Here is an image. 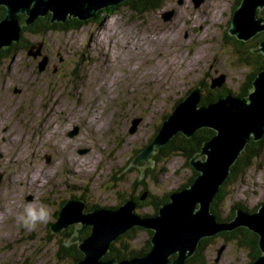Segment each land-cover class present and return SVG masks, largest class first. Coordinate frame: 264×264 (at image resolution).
I'll use <instances>...</instances> for the list:
<instances>
[{
  "label": "rangeland",
  "instance_id": "1",
  "mask_svg": "<svg viewBox=\"0 0 264 264\" xmlns=\"http://www.w3.org/2000/svg\"><path fill=\"white\" fill-rule=\"evenodd\" d=\"M160 4L137 12L126 3L74 30L29 31L24 37L36 44L37 58L17 52L0 66V264H74L58 251L65 235L49 231L58 205L71 195L85 198L86 211L87 206L118 207L130 196L139 198L146 187L151 197L137 199L135 213L147 217L154 215L151 200L191 178L179 154L140 167L141 183L136 166L122 171L190 89L199 85L203 95L202 85L224 73L223 86L237 95L256 59L243 61L239 44L226 33L238 0ZM171 9L174 14L164 18ZM255 37L259 44L264 31ZM252 38L240 46L243 56L249 55ZM43 59L48 62L39 70ZM75 127L78 132L68 134ZM260 141L249 167L229 179L227 197L217 205L219 217L239 206L253 212L264 203V135ZM72 162L85 169H73ZM25 204L46 207L47 223L32 230L21 226L17 215ZM135 234L131 248L145 247L149 232L139 228ZM114 245L121 247L119 241ZM204 246L205 262L186 264L251 262L250 250L237 240L218 236Z\"/></svg>",
  "mask_w": 264,
  "mask_h": 264
},
{
  "label": "water",
  "instance_id": "2",
  "mask_svg": "<svg viewBox=\"0 0 264 264\" xmlns=\"http://www.w3.org/2000/svg\"><path fill=\"white\" fill-rule=\"evenodd\" d=\"M122 1L0 0V5L5 8V15L0 20V50L17 42L22 27L30 25L38 17L50 14L51 22H64L71 17L88 20L95 18L100 9ZM193 1L199 5L203 0ZM263 7L264 0H241L232 15L228 33L241 41H247L264 31V16H257V9ZM20 14L26 16L23 22H20ZM172 15L170 10L164 14V18ZM35 45H30L27 54L37 58L39 52L33 50ZM253 50L264 55V38ZM45 63L46 59L39 62L38 69L42 70ZM224 80L225 74H219L218 78L212 79L211 87H221ZM201 96L200 86L193 87L161 122L153 140L122 171L139 160L146 161L144 166L154 165L147 156L156 153L178 132L186 137L204 127L215 132L190 159L191 167L197 172L192 182L171 192L157 214L147 217L136 214L132 200L117 208L100 207L87 211H84V202L79 200H71L62 206L56 222L50 226L52 232L81 223V227L75 230L76 234L69 239L68 243H72L78 240L79 234L87 226L91 227V232L78 244L84 256L75 264H185L202 238L238 227H245L259 236L261 254L250 264H264V203L253 212L237 208L230 220H218L211 211L213 199L230 174L237 157L250 140L259 141L264 135V67L257 72L245 96L227 93L208 104L200 103ZM135 120L134 125L139 122ZM76 132L75 127L69 134ZM133 226L152 231L151 249L146 254L129 259H102L110 249V244Z\"/></svg>",
  "mask_w": 264,
  "mask_h": 264
},
{
  "label": "trees",
  "instance_id": "3",
  "mask_svg": "<svg viewBox=\"0 0 264 264\" xmlns=\"http://www.w3.org/2000/svg\"><path fill=\"white\" fill-rule=\"evenodd\" d=\"M160 1H162V0H127V2H121L117 5L100 9L97 12L95 18H91L88 20H79L78 18L71 17V18L65 19L64 22H51V15L50 14H47L44 17H38L30 25H28V26L24 25L22 27V30H21L22 35L21 36H22L23 40L22 39L21 40L23 41V48H21V50L18 53L27 52L30 45L33 44L32 42H29L24 37V34L28 33L29 31L31 33H34V34H42L48 30H59V31L74 30V29H78L81 25H83L84 23H86L88 21H91L93 19L96 20V18L99 19L101 13H105V12L111 13V11L113 12V10L120 8L121 6H123L126 3L131 5V8L134 11L142 12V11H146L149 9L160 8V6H161ZM240 2H241V0H238L237 6H239ZM235 10H236V7H234L233 13ZM262 14H264V9L262 11ZM4 15H5V8L2 7L0 10V17L3 18ZM25 18H26L25 14H20V21L23 22ZM227 32H228V30L226 31V33ZM233 38H235L233 43L239 44V45H236L235 48H236L237 52L241 54V59L243 61H245L246 63L249 64V62H251L250 59H256V62H252L253 71H251L246 82L244 83L245 86L243 85V87H241V90L237 94V96L242 97V96H245L248 94L249 89L252 86V82H253L254 77L256 76L257 72L264 67V56L262 55V53L252 52L251 49H250L249 55L243 56L242 55L243 52H241L239 48H240V46H243L246 41L244 42V41L237 39L236 37L230 36V39H233ZM255 39H257V37H255L254 39L253 38L251 39L252 43L249 46V48L251 46H253L254 44H255L254 45L255 47L258 46V40L255 41ZM260 39H263V37H261ZM17 45H18V43L14 42L9 47L3 48L2 51H0L1 56L3 57V55H5L8 57L10 55V52L13 50L12 54L9 56V59H12L15 55L14 53H16L20 49L17 47ZM249 48L246 49V51H245L246 53L248 52ZM255 66H258L257 69ZM202 92H203V95L201 97L200 103H206V104L213 102V101H216L220 97L225 96L227 93H232L229 88H227L223 85L221 87H211V82H210V85L209 84L202 85ZM160 125L157 127L155 133H153L149 142H151L153 140V138L155 137V135L159 131ZM214 133L215 132L212 129L206 128V127L195 130L194 133L190 137H186L182 132H178L166 144L161 146L159 148L158 152L153 154L152 156L155 158V160H158V159L163 160V159H165V158H167L173 154H179L182 157H184L185 165H187L191 169L192 175H191V178L185 184H183L179 187V189H180L181 187L189 185L197 174V172L194 171V169L190 165V159L194 156V154L196 152H198L200 150L202 143L205 140L209 139L212 135H214ZM260 142H261L260 140L259 141L250 140L248 142V144L246 145V148L242 151L241 155L238 156L236 162L231 166L230 174L225 179V181L222 183V185L219 187V190H218L217 194L215 195L213 202H212V206H211L212 213L219 220H220V217L218 216L217 205L223 203V201L227 197V194H225V191H226L225 188L229 183V179L232 178L236 174H242V172H244V170H246V168L249 167V165L251 164V160L253 159V157H255V155H257V153L259 151V149H258V147H256V145H258ZM139 150H141V148H139L136 151H139ZM131 158L128 160V162L126 163L125 166H127V164L129 162H131V160H132ZM125 166H124V168H125ZM124 168H123V170H124ZM146 171H148V169ZM142 181H143L142 179H140V180L138 179V183H141ZM144 189H146V187ZM149 195L151 196V194H149ZM137 199L139 200V198H136V200ZM143 201H145V200H143ZM167 201H168V194H165V196L162 197L161 199L152 200L151 203L153 204V207H154V213H157L161 203H164ZM59 209H57V211H59ZM235 209H237V208H235ZM235 209H234V211H230V213H231L230 218H233V216L235 214ZM65 229L63 230V234L65 235V237L67 236L66 237L67 241H64V242L62 241L59 243L58 251L61 254H66V256L73 258L74 259L73 261L75 264L76 261L83 258L84 254L78 248V244L76 246V243H73V245L76 246L74 249H72V246H70L71 244L70 245L68 244L69 239H70L69 237L72 236V233L76 229L75 226L70 225ZM137 229H139V227H132V228L127 229L123 234L119 235L110 244V248H111L110 250L111 251H109V253L106 257L107 258H114L116 260H123V259L132 258L134 256L146 254L151 249L150 237H149V239H147L145 247H142L141 249H134V248L132 249L130 246L131 241H133L136 237L135 232ZM145 230L147 232H149L150 236H151L152 231L148 230V229H145ZM50 233L52 235H54V234H57L59 232H52V230H50ZM215 235L222 236L226 240V242L232 241V240H237V242L240 246H242L244 248L247 247L250 250L251 262L253 260H255L261 254L260 248L258 246L259 236L256 233L248 230L245 227H238V228L231 230V231H223V232H219L217 234H214L213 236L202 238L200 240V243L196 247L194 254L185 262V264L187 262H190V261L194 262V263L195 262L196 263H204L205 262V256H206L205 250H207V248L204 245L208 241L212 240ZM123 238H125V240H123ZM116 241H119L121 243L120 248L115 247L114 244ZM172 257H174V256L172 255ZM250 263H247V264H250ZM112 264H114V263H112Z\"/></svg>",
  "mask_w": 264,
  "mask_h": 264
},
{
  "label": "flooded vegetation",
  "instance_id": "4",
  "mask_svg": "<svg viewBox=\"0 0 264 264\" xmlns=\"http://www.w3.org/2000/svg\"><path fill=\"white\" fill-rule=\"evenodd\" d=\"M3 6H1L0 5V10H1V8H2ZM171 10H173V9H171ZM174 14V13H173ZM2 19V17H0V20ZM20 22H22V21H20ZM22 32L20 33V38L18 39V41H17V43H18V45H17V47L18 48H20L17 52H19L20 50H21V48H23V38H22ZM22 39V40H21ZM34 44V43H33ZM32 45V44H31ZM258 47V46H257ZM253 48H255V46L254 47H250V49H251V51L252 52H254V50H253ZM3 49V48H2ZM2 49L0 50V51H2ZM13 51V50H12ZM12 51L10 52V55L12 54ZM16 52V53H17ZM250 52V51H249ZM9 55V56H10ZM9 56L7 57V56H5V55H3V57L1 56V53H0V66L2 65V66H4V65H6V64H9L8 62L9 61H11L12 59H9ZM47 60H48V58H47ZM46 60V61H47ZM7 61V62H6ZM48 62V61H47ZM252 62V61H251ZM77 128V127H76ZM74 129V128H73ZM72 131V130H71ZM77 132H78V130H77ZM76 132V133H77ZM75 133V134H76ZM69 134V133H68ZM149 143V142H148ZM141 149H143V148H141ZM86 150V149H85ZM79 152H82L83 150L82 149H80V150H78ZM158 152V151H157ZM156 152V153H157ZM152 154H155V153H151V154H149L148 156H147V159H151L150 157L152 156ZM136 156V151H135V153L131 156L132 158V160H133V158ZM152 160H153V163L156 161L155 160V158L152 156ZM131 160V161H132ZM145 160H139L135 165H131V166H136L135 168H138L141 164H142V166H143V168H148V167H153V165L152 166H144L145 165ZM130 163V162H129ZM129 163L127 164V165H129ZM130 168V167H129ZM140 170V169H139ZM147 170V169H146ZM145 170V171H146ZM147 172V171H146ZM141 174H140V176L138 177V179L140 180V179H142L141 177H142V175L144 174V171L142 170L141 172H140ZM144 176V175H143ZM150 194V193H149ZM148 194V191H145V189H144V191H142V192H140V199L141 200H145L146 199V196L148 197V196H150ZM151 197V196H150ZM30 199V198H29ZM71 200H76V201H83L84 202V200H85V198H82V196H70V198H67L66 200H64L62 203H61V205H58V207H60L61 206V208H62V206L65 204V203H67V202H69V201H71ZM129 200H132L134 203H135V208H134V212L136 211V206H137V201H136V198H134L133 196H130V197H128L127 199H125L120 205H122V204H124L126 201H129ZM152 201V200H151ZM151 201H150V203H151ZM165 203V202H164ZM84 204H85V202H84ZM161 204H163V203H161ZM119 205V206H120ZM118 206V207H119ZM58 207H57V209H58ZM100 207H103V206H93V207H90V206H87V209L89 210H92V209H94V208H100ZM60 208V209H61ZM113 208H117V207H113ZM60 209H59V211H60ZM86 209V207L84 208V210ZM59 211H57L56 210V212H55V219L58 217V212ZM87 211V210H86ZM137 214V213H136ZM154 215L155 214H157V213H153ZM230 212H227V215L225 216V217H223V218H221L220 217V220H230L231 218H230ZM57 215V216H56ZM141 216V215H140ZM144 217H146L145 215H143ZM148 216V215H147ZM152 216V215H151ZM218 219V218H217ZM219 220V219H218ZM81 224V223H80ZM71 225H74L75 226V228H79V223H75V224H71ZM51 224L49 225V231L51 230ZM68 226H70V225H68ZM67 226V227H68ZM67 227H64V228H61L59 231H57V232H59V233H61L62 235H64L63 234V230L65 229V228H67ZM133 227H138V226H133ZM87 228V229H86ZM85 229L87 230H83L80 234H79V236H78V240H76V241H74V242H72V243H68L70 246H72V249H74L76 246H77V244H79L80 243V241L82 240V239H84L90 232H91V228L89 227V226H87ZM132 228V227H131ZM139 228H141V227H139ZM66 230V229H65ZM76 230V229H75ZM90 231V232H89ZM65 233V232H64ZM73 234H76V231H74L73 233H72V235ZM87 234V235H86ZM150 234V233H149ZM152 235V234H151ZM220 237V235H215L213 238H215V237ZM67 237V236H66ZM151 237V236H150ZM69 238H71V236L69 237ZM65 241H67V238H65L64 239ZM73 243H76V246L75 245H73ZM111 249V248H110ZM108 250L105 254H104V257L102 258V259H114V258H107L106 256L108 255V253H109V251H111V250ZM62 255V254H61ZM174 258V257H173ZM73 259V258H72ZM171 259H172V257H171ZM217 259V258H216ZM74 260V259H73ZM218 260V259H217ZM216 260V261H217ZM77 262V261H76ZM75 262V263H76ZM115 264V263H114Z\"/></svg>",
  "mask_w": 264,
  "mask_h": 264
},
{
  "label": "clouds",
  "instance_id": "5",
  "mask_svg": "<svg viewBox=\"0 0 264 264\" xmlns=\"http://www.w3.org/2000/svg\"><path fill=\"white\" fill-rule=\"evenodd\" d=\"M49 215V210L42 204H25L22 212L17 215V220L21 226L32 230L37 223H47Z\"/></svg>",
  "mask_w": 264,
  "mask_h": 264
},
{
  "label": "bare ground",
  "instance_id": "6",
  "mask_svg": "<svg viewBox=\"0 0 264 264\" xmlns=\"http://www.w3.org/2000/svg\"><path fill=\"white\" fill-rule=\"evenodd\" d=\"M257 10H258V9H257ZM173 11H174V10H173ZM173 11H172V12H173ZM123 53H124V52H123ZM198 86H199V85H198ZM70 167H73V169H75L74 167H76V169H79V170H81V171H83V170L85 169L83 166L80 165V163L75 164V163H73V162H72V165H70ZM82 167H83L84 169H83ZM36 179H38V177H37ZM32 182H33V181H32ZM112 263H113V262H111L110 264H112Z\"/></svg>",
  "mask_w": 264,
  "mask_h": 264
}]
</instances>
